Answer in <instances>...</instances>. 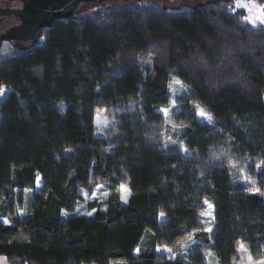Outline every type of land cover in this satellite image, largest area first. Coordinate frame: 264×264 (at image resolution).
<instances>
[{
    "label": "trees",
    "instance_id": "16d2710c",
    "mask_svg": "<svg viewBox=\"0 0 264 264\" xmlns=\"http://www.w3.org/2000/svg\"><path fill=\"white\" fill-rule=\"evenodd\" d=\"M229 5L93 3L55 21L41 45L0 57V257L207 264L209 255L237 264L240 246L252 259L264 255V197L236 188L230 175L244 162L252 173L261 164L264 175V27ZM172 78L192 90L174 116L188 156L166 151L163 138L158 109L169 106ZM196 107L212 125L197 120ZM98 110L113 122L104 137ZM100 184L110 187L107 200L90 205V218L77 215L81 193ZM205 203L214 209L210 236L201 230ZM192 237L203 245L183 261L154 254Z\"/></svg>",
    "mask_w": 264,
    "mask_h": 264
},
{
    "label": "rangeland",
    "instance_id": "374dc122",
    "mask_svg": "<svg viewBox=\"0 0 264 264\" xmlns=\"http://www.w3.org/2000/svg\"><path fill=\"white\" fill-rule=\"evenodd\" d=\"M208 1L212 0H116L112 1V3H124V2H136V3H146L151 4L157 7L165 8L168 10H180L182 8H191L195 5L204 4ZM229 2V9L232 12L243 11L244 13V21L253 27L263 26L264 23L261 22V18L264 17V0H227ZM90 5H82L81 9H86L90 7ZM248 17V19H245ZM254 21V22H253ZM42 38L40 42L37 44H42ZM32 45L23 46V48L30 47ZM8 46H4V49H0V57L8 54L10 48L6 49ZM168 92L170 96L169 106L166 108L158 109V112L164 118V128H163V138L166 144V151H181L184 155L188 156V151L183 147L182 141L184 137V128L178 126L174 121V116L179 113L178 103L182 101L186 96L192 93V90L182 83L180 80L176 78H172L170 83L168 84ZM6 90L1 91L0 98L3 100ZM162 110H167L165 113ZM198 111H203L206 114V117H210L209 119L205 117H201L198 115ZM196 118L199 122H204L206 124H213V120L210 114L205 112L200 107L195 108ZM95 127H96V135L100 137L105 136V132L113 126V122L111 118L106 114L104 110H98L95 115ZM262 165H258L254 169V173L250 171V164L248 162L239 163L236 165H230V175L232 178V184L236 188H241L245 190H249L253 193H259L264 197V193H261L259 190L260 186V178H264L262 173ZM123 185L125 191H121L120 186ZM118 186V193L120 196V202L122 204H126L129 198V191L125 184H120ZM83 200L76 207V214L79 216H84L90 218L93 214L92 210L89 208L91 204H102L104 203L109 194L110 187L107 185H97L91 193L82 192ZM25 206L22 210L17 211V216L22 218L27 213V200L29 198L28 194H25ZM264 200V199H263ZM211 205L210 203L204 204V212L200 217V222L202 224L201 230L207 236H210L213 224H214V209L213 206L211 208L208 207ZM160 222L165 220L164 215H160ZM6 225H11L10 222L3 219L2 220ZM201 240V239H200ZM203 245L198 240L193 237L189 240L182 242L175 246L174 248H168L166 246H157L154 249V254L157 257H166L170 260L183 261L185 260L191 251L195 248V246ZM140 251L136 250L134 255L139 256ZM204 260L207 264H217L216 260L212 256H205ZM0 264H9L6 259L0 257ZM237 264H264V255L260 259H252L249 253L243 246L238 248V260Z\"/></svg>",
    "mask_w": 264,
    "mask_h": 264
},
{
    "label": "flooded vegetation",
    "instance_id": "af4514ba",
    "mask_svg": "<svg viewBox=\"0 0 264 264\" xmlns=\"http://www.w3.org/2000/svg\"><path fill=\"white\" fill-rule=\"evenodd\" d=\"M28 12L31 10L27 1L0 0V49H4V46L13 48L35 45L44 38L45 33L57 21L54 18L50 25L44 20L31 19L27 21L25 13ZM35 27H37L35 38L29 40V36L34 35Z\"/></svg>",
    "mask_w": 264,
    "mask_h": 264
},
{
    "label": "water",
    "instance_id": "95a60500",
    "mask_svg": "<svg viewBox=\"0 0 264 264\" xmlns=\"http://www.w3.org/2000/svg\"><path fill=\"white\" fill-rule=\"evenodd\" d=\"M27 1L31 12L25 13L27 21L31 19L44 20L49 25L55 18L57 21H65L70 19L82 5H90L93 3H104L114 0H23ZM38 27V26H37ZM34 35L29 36V40H34ZM49 29V28H48ZM19 32V31H18Z\"/></svg>",
    "mask_w": 264,
    "mask_h": 264
},
{
    "label": "snow or ice",
    "instance_id": "6c2138e0",
    "mask_svg": "<svg viewBox=\"0 0 264 264\" xmlns=\"http://www.w3.org/2000/svg\"><path fill=\"white\" fill-rule=\"evenodd\" d=\"M245 19H248V17H245ZM261 22L264 23V17L261 18ZM162 111H164L165 113H167V110H162ZM198 115H200L201 117H205V118L209 119V121L211 119L210 117H206V114L203 111H198ZM120 188H121V191H125L123 185H121ZM208 207L211 208L212 205H208ZM161 215H163V214H161Z\"/></svg>",
    "mask_w": 264,
    "mask_h": 264
}]
</instances>
